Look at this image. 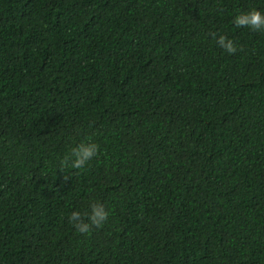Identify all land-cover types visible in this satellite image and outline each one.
Wrapping results in <instances>:
<instances>
[{"label":"trees","instance_id":"1","mask_svg":"<svg viewBox=\"0 0 264 264\" xmlns=\"http://www.w3.org/2000/svg\"><path fill=\"white\" fill-rule=\"evenodd\" d=\"M252 10L0 0V264H264V31L233 23ZM92 203L108 219L80 233Z\"/></svg>","mask_w":264,"mask_h":264},{"label":"clouds","instance_id":"2","mask_svg":"<svg viewBox=\"0 0 264 264\" xmlns=\"http://www.w3.org/2000/svg\"><path fill=\"white\" fill-rule=\"evenodd\" d=\"M233 23L236 27H247L254 31H264V14L260 11L252 10L235 16ZM219 45L228 53L233 54L236 51L234 42L230 39L220 36ZM98 152V145L92 142L79 144L72 149L71 155L65 157L62 164L67 166L71 161L72 168H81L91 160ZM108 212L104 206L99 203H92L87 213V222H85L79 212H72L69 220L80 233H88L92 227H101L108 219Z\"/></svg>","mask_w":264,"mask_h":264}]
</instances>
